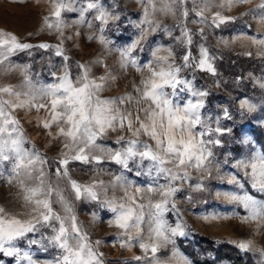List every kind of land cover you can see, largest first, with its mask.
<instances>
[{"label": "snow or ice", "instance_id": "obj_1", "mask_svg": "<svg viewBox=\"0 0 264 264\" xmlns=\"http://www.w3.org/2000/svg\"><path fill=\"white\" fill-rule=\"evenodd\" d=\"M137 2L142 12L138 20L128 21L136 34L127 41L121 31L123 23L117 5L108 0H60L54 12V23L45 21L47 28L60 38L57 45L23 43L13 33L0 31V65L8 62L9 70L20 68L25 76L24 91L14 90L11 86L0 87V94L10 97L4 99L0 95V178L19 189L25 208L21 215L27 217L21 219L20 215L0 207V260L9 257L15 264H105L104 254L99 251L102 242L92 240L78 219L74 204L78 201L96 206L97 210L92 212L94 221L99 219V211H104L105 215L110 213L109 224L121 230L120 246L138 245L146 254L150 251V264H161L156 258L159 248L174 246L178 237L188 235L177 206V194L185 186L195 192L207 191L205 181L217 178L213 175L214 170L219 172L220 162L216 161L213 148L222 146L220 137L226 132L231 134L232 129L219 127L218 120L217 126H212L211 117L202 112L209 92L196 87L194 74L191 79L182 75L185 69L216 75L215 57L209 54L207 47L199 45V55H193V34L186 21L191 11L199 18V23L219 28L235 18L222 11L207 17L205 12L213 7L231 9L249 0H220L219 4L213 0ZM61 9L77 14L73 27L83 26L98 33L87 39L98 40L109 52L114 49L121 68H134L141 74L140 83L134 88L136 96L102 98L100 94L112 79L111 73L94 77L92 68L85 64L77 63L78 71L73 76L68 64L70 58L62 47L63 41L72 37L64 35L69 24L61 18ZM168 16L178 19V36L173 37V28L161 22L160 17ZM124 19L128 20L127 17ZM156 33H163L183 47L180 63H177V54L171 44H155L150 49V59L141 61L140 53L145 51L149 36ZM199 33L203 37L204 28H200ZM73 35L79 36L80 32ZM117 41L124 42L123 46H117ZM252 42L264 49V39H253ZM34 47L52 48L63 60L62 74L50 73L54 82L40 87L32 81L28 71L30 65L13 66L10 61L16 53ZM93 63L107 68L100 59ZM181 93H187L188 98L176 103ZM130 104L129 109L127 105ZM240 106L248 113L256 109V105L248 100L242 101ZM31 108L44 109L48 118L42 121V127L50 130L55 125L57 132L53 139L63 140L60 158L54 161V171L34 145L29 147L21 122L14 115L15 109ZM224 115L231 119L227 110ZM125 131L130 136L126 137ZM244 131L241 127V143L251 145V140L244 137ZM109 132L120 133L114 143L99 142ZM49 135H52L51 131ZM73 162L93 166L114 164L118 166L119 174L113 175L108 183L94 179L83 184L70 174ZM232 167L237 171L229 174L227 180L236 190L217 192V197L242 207L247 213L242 217L244 222L264 220V151L250 148L249 155L236 159ZM193 170L199 174L194 183ZM140 177L146 179L140 181ZM246 184L261 194V198L246 190ZM117 190L124 193L123 197L117 198ZM186 199L191 202L192 197ZM172 213L176 215L175 222L168 218ZM24 245L45 252L54 249L56 254L51 260L39 261ZM238 247L243 251L252 250L251 241L240 242ZM259 251L264 255V249ZM173 256H177L175 250ZM135 259L140 261L142 258L137 256ZM178 264L192 262L181 257Z\"/></svg>", "mask_w": 264, "mask_h": 264}, {"label": "rangeland", "instance_id": "obj_2", "mask_svg": "<svg viewBox=\"0 0 264 264\" xmlns=\"http://www.w3.org/2000/svg\"><path fill=\"white\" fill-rule=\"evenodd\" d=\"M59 2L60 0H0V31L13 33L23 43L57 45L60 43V38L54 31L47 28L45 21L47 19L54 23L56 19L54 12ZM108 2L117 5L116 10L120 12L123 23L121 31L127 41L128 38L136 34V29L128 21L138 20L142 7L137 0H108ZM213 3L219 4L220 0H213ZM189 8L191 9V5ZM215 11H222L224 15L235 19L219 28H214L199 23V18L190 11L186 23L193 34V55H199V45L203 44L207 47L209 54L215 57L213 63L216 68V75L213 76L208 72L199 70L193 73L192 69H185L182 75L191 79L194 74L196 87L209 92L202 112L211 117L212 126L216 127L218 120L219 127L231 128L232 132L231 134L226 132L220 137L222 146L213 148L216 161L220 162L219 172L214 170L213 175L217 178L205 181L207 191L195 192L185 186L183 191L177 194V206L184 223L187 225L188 235L178 237L174 246L167 245L159 248L156 258L161 264H178L181 257H186L192 264H196L179 247L178 239L194 241L197 235L208 236L217 241H227L237 247L240 242L251 241L252 250L249 251L254 254L257 264H264V255H261L259 251L264 249V220L244 222L242 217L247 213L242 207L216 195L217 192L236 190L235 186L229 184L227 180L229 174H235L237 171L232 167L236 159L247 157L250 148L262 151L253 129L259 128L264 136V87L261 86L264 84V49L254 44L252 40L264 39V0H249L248 3L238 4L231 9L213 7L210 11L205 12V16L210 17ZM124 17H127L128 20H125ZM61 18L69 24V27L64 29V35L72 37V39H65L62 47L70 58L68 64L73 76L78 71L76 64H85L92 68L91 74L94 77L111 73L112 79L108 82L105 91L100 94L102 98L110 99L127 94L136 96L134 88L140 83L141 74L134 68H121L119 55L114 49L109 52L103 48L98 40L89 41L87 39L89 35L98 34L94 30L83 26L73 27V22L77 18L76 13H69L61 9ZM160 19L163 24L173 28V37L180 34L176 27L179 23L178 19L170 16L160 17ZM200 28H204L203 37L199 33ZM76 31L80 32L79 36L73 35ZM119 34L117 33V35ZM123 43L121 41L116 42L117 46H123ZM155 44L166 46L171 44L177 54V63H180V57L184 54L183 47L163 33L149 36L145 51L140 53L142 62L150 59V49ZM97 59L102 60L107 68L103 65L94 64L93 62ZM10 61L13 66L30 65L28 71L37 87L54 82L50 73L55 72L57 76L62 74V57L56 56L52 48L34 47L16 53L10 58ZM145 75H147L146 72ZM5 86H11L17 91L25 90L23 71L16 67L9 70L8 62L0 65V87ZM0 95L4 99L10 98L8 94ZM187 98V93H181L176 103H181ZM244 100L255 104V111L251 113L243 111L240 105ZM127 107L130 109L132 105H127ZM225 110L231 119L225 117ZM14 115L21 122L29 141V147L34 145L48 159L49 165L54 171L56 167L54 161L60 158L63 140L62 138L60 140L53 139L57 132L55 125L50 130L42 127V121L48 118V113L44 109L37 111L35 108H31L15 109ZM241 127L245 129L243 135L251 140V145L246 142L241 143ZM49 131L52 135H49ZM119 134L118 132H109L99 142L112 145ZM124 135L127 137L130 136V133L125 131ZM141 138L147 139L143 136ZM237 145H239V149H237ZM237 151L240 153L239 156H237ZM225 160L228 161L227 164L224 163ZM70 174L78 182L88 184L94 179L108 183L113 175L119 173L118 166L110 163L93 166L73 162L70 165ZM191 174L194 183L199 174L195 170ZM4 175L6 177L7 172ZM221 176L224 178H219ZM240 178L243 181L242 173ZM130 179L136 178L130 177ZM145 179V177L139 178L140 181ZM246 190L249 191L248 184H246ZM109 194L112 195L113 193L110 191ZM115 195L120 198L123 197L124 193L117 190ZM187 196L192 197L191 202L186 199ZM257 198H261V196H257ZM74 204L78 219L88 230L91 239L102 242L99 251L104 254L105 264H150L152 261L150 251L146 254L138 245L131 248L120 246L121 230L109 224L110 213L105 215L104 211H99V219L94 221L92 212L97 210L95 205L84 201L74 202ZM0 207H3L6 212L20 215L21 219L27 218L21 215L25 208L19 189L8 184L4 178H0ZM213 216L224 218L213 219ZM205 217L208 218L205 219ZM168 218L171 222H175V213L170 214ZM24 247L26 250H30L34 258L39 261L51 260L56 254L54 249L45 252L36 247L31 249H28L27 245ZM195 249L197 256L204 253L202 248L196 246ZM174 250L177 252L175 257L173 256ZM137 256L142 259L137 261L135 259ZM0 264H15V261L9 257H3ZM216 264L233 263L225 260Z\"/></svg>", "mask_w": 264, "mask_h": 264}, {"label": "trees", "instance_id": "obj_3", "mask_svg": "<svg viewBox=\"0 0 264 264\" xmlns=\"http://www.w3.org/2000/svg\"><path fill=\"white\" fill-rule=\"evenodd\" d=\"M254 134L256 135L257 141L264 151V136L255 129ZM259 135V136H257ZM248 189L251 193L261 196L255 193L254 189H251L248 185ZM179 247L189 255L196 264H216L221 261H230L233 264H257L254 254L250 251H242L239 247L227 242L217 241L208 236L197 235L194 241L187 239H178ZM202 248L203 254L200 256L196 255L195 247Z\"/></svg>", "mask_w": 264, "mask_h": 264}]
</instances>
